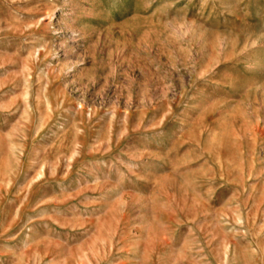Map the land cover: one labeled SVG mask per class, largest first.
<instances>
[{"label": "rangeland", "instance_id": "1", "mask_svg": "<svg viewBox=\"0 0 264 264\" xmlns=\"http://www.w3.org/2000/svg\"><path fill=\"white\" fill-rule=\"evenodd\" d=\"M0 264H264V0H0Z\"/></svg>", "mask_w": 264, "mask_h": 264}]
</instances>
